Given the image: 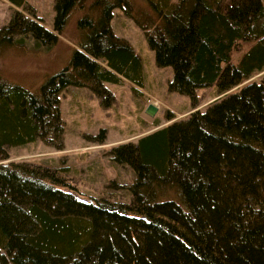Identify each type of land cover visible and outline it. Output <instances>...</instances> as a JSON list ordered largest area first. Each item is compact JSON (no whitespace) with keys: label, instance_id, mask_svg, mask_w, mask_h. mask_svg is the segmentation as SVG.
<instances>
[{"label":"trees","instance_id":"trees-1","mask_svg":"<svg viewBox=\"0 0 264 264\" xmlns=\"http://www.w3.org/2000/svg\"><path fill=\"white\" fill-rule=\"evenodd\" d=\"M0 27V55L52 43L75 17L67 64L35 89L0 73V264H264V80L204 112L197 88L229 90L264 71V0H55L52 28L26 0ZM121 8L143 30L169 89L193 109L107 150L129 164L126 194L85 195L66 163L11 160L37 140L64 148L60 93L144 86L141 55L112 27ZM221 112V115H219ZM104 143L105 130L93 135Z\"/></svg>","mask_w":264,"mask_h":264},{"label":"rangeland","instance_id":"rangeland-1","mask_svg":"<svg viewBox=\"0 0 264 264\" xmlns=\"http://www.w3.org/2000/svg\"><path fill=\"white\" fill-rule=\"evenodd\" d=\"M26 4L35 9L48 28L53 27L55 0H26ZM15 9L8 0H0V27L11 19ZM113 14L114 32L128 39L142 57L144 86L135 91L129 81L105 82L113 94V99L107 103L87 87L70 85L60 93V109L65 120L64 148L59 150L37 140L10 150L11 160L68 164L76 177L77 188L88 196L103 192L125 195V189L115 188L112 183H128L135 176L129 164L118 163L107 155L111 146L121 141H136L140 135L168 124L169 117L177 119L193 109L190 95L169 89L173 68L158 65L156 53L143 30L121 8H115ZM74 19L58 41L40 42L36 46L35 40L28 38L25 47L2 50L0 73L25 87H39L71 58L77 39ZM263 80L264 71L248 80H239L226 91H218L216 84L198 87L197 108L209 112L221 103L235 102L236 94L242 89L259 86ZM151 103L158 107L153 116L146 112ZM102 129L105 130L104 143L94 141L91 136L100 134Z\"/></svg>","mask_w":264,"mask_h":264},{"label":"water","instance_id":"water-1","mask_svg":"<svg viewBox=\"0 0 264 264\" xmlns=\"http://www.w3.org/2000/svg\"><path fill=\"white\" fill-rule=\"evenodd\" d=\"M157 110H158V107L155 106L153 103H151V104L148 105V107L146 109V112L149 115L153 116V115H155V113L157 112Z\"/></svg>","mask_w":264,"mask_h":264}]
</instances>
